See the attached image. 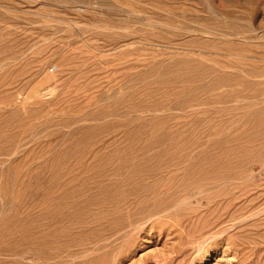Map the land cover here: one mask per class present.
<instances>
[{
  "label": "rangeland",
  "instance_id": "1",
  "mask_svg": "<svg viewBox=\"0 0 264 264\" xmlns=\"http://www.w3.org/2000/svg\"><path fill=\"white\" fill-rule=\"evenodd\" d=\"M0 248L264 264V0H0Z\"/></svg>",
  "mask_w": 264,
  "mask_h": 264
},
{
  "label": "bare ground",
  "instance_id": "2",
  "mask_svg": "<svg viewBox=\"0 0 264 264\" xmlns=\"http://www.w3.org/2000/svg\"><path fill=\"white\" fill-rule=\"evenodd\" d=\"M173 166H174V165H173ZM175 166H176V165H175ZM158 171H159V170H158ZM163 171H164V170H163ZM172 171H176V169H175V170H172ZM177 171H178V169H177ZM177 171H176V172H177ZM160 172H161V171H160ZM165 172H169V171L166 170ZM195 172H196V171H195ZM157 173H158V172H157ZM173 173H174V172H173ZM173 173H172V174H173ZM209 173H210V172H209ZM152 174H153V173H152ZM166 174H167V173H166ZM178 174H180V172L177 173V174L174 173V175H178ZM174 175H171V178H172ZM192 175H195V174H192ZM159 177H160V180H161V178H163L162 182L164 181V179H166V178L161 177V176H159ZM176 177H177V176H176ZM176 177H174V178H176ZM196 178H197V177H196ZM214 178H215V177H214ZM229 178H231V177H229ZM187 179H188V178H187ZM231 179H232V178H231ZM160 180L158 181L159 183H160ZM166 180H167V179H166ZM189 180H190V179H189ZM154 182L158 183L157 180L154 181ZM168 182L170 183L169 180H168ZM195 182H196V181H195ZM212 182H214V181H212ZM152 183H153V182H152ZM164 183H165V182H164ZM164 183H163V187H164V185H165ZM173 183H174V182H173ZM185 183H186V182H185ZM183 184H184V183H183ZM209 184H210V182H209ZM154 185H156V184L154 183ZM157 185H158V184H157ZM157 185H156V186H157ZM213 186H214V185H213ZM215 186H216V185H215ZM167 187H168V186H167ZM172 187H173V185H172ZM182 188H183V187H182ZM146 189H147V193H148V192H149L148 190H150L151 188L148 189V188L146 187ZM146 189H145V191H146ZM136 190H137V189H136ZM136 190H134V191L136 192V194H137V191H139V190H141V192L144 191V190H142V189H139V190H137V191H136ZM151 190H152V189H151ZM151 190H150V191H151ZM169 190H172V191H171L172 193L175 192V190L173 191V188L170 189V187H169ZM176 190H177V189H176ZM134 191H133V192H134ZM153 191H154V190L151 191V194L155 192V191H154V192H153ZM228 191H229V190H228ZM228 191H227V192H228ZM164 192H165V191H164ZM208 192H209V191H208ZM208 192H207V194H208ZM210 192H211V191H210ZM223 192L225 193V191H223ZM139 193H140V191H139ZM143 193H144V192H143ZM160 193H161V192H160ZM166 193H167V192H166ZM177 193H178V191H177ZM215 193H216V192H215ZM163 194H164V193H163ZM168 194H170V192H169ZM173 194H175V193H173ZM173 194H172V195H173ZM204 194H205V193H204ZM212 194H213V193H212ZM226 194H227V193H226ZM128 195H131V193H130V194H127L126 197H127ZM138 195H142V193H140V194H138ZM144 195H145V194H144ZM155 195H156V193H155ZM166 195H167V194H166ZM178 195H179V194H178ZM181 195H183V194H181ZM131 196H132V195H131ZM146 196H149V197H150V193H148ZM151 196H153V199H156V198H154V194L151 195ZM128 197H129V196H128ZM128 197H127V198H128ZM135 197H136V195H135ZM135 197H134V199H135ZM140 197H141V196H140ZM142 197H143V195H142ZM149 197H148V198H149ZM167 197H168V196H167ZM173 197H174V196L169 197V199L171 200ZM175 197H176V196H175ZM175 197H174V198H175ZM181 197H182V196H181ZM205 197H206V196H205ZM209 197H210V196H209ZM228 197H229V196H228ZM131 198L133 199V197H131ZM138 198H139V197H137L136 200H138ZM143 198H144V197H143ZM145 198H146V197H145ZM150 198H151V197H150ZM157 198H158V197H157ZM164 198H165V197H164ZM174 198H173L172 200L175 202ZM178 198H179V197H178ZM183 198H184V196H183ZM230 198H231V197H230ZM134 199L132 200V203H133ZM139 199H140V198H139ZM162 199H163V197H162ZM167 199H168V198H167ZM208 199H209V198H208ZM224 199H225V198H224ZM224 199H223V200H224ZM126 200H127V202H130V201H128V199H126ZM129 200H130V199H129ZM145 200H146V199H144V203H145ZM149 200H150V199H149ZM151 200H152V199H151ZM170 200H169V201H170ZM183 200H184V199H183ZM221 200H222V199H221ZM221 200H220V201H221ZM223 200H222V201H223ZM229 200H231V199H229ZM141 201H142V200H141ZM147 201H148V200H147ZM159 201H162V202H163V200H160V199H159ZM213 201H214V200H213ZM123 202H125V201H123ZM134 202H135V201H134ZM136 202H137V201H136ZM152 202H153V201H152ZM155 202H156V201H155ZM171 202H172V201H170V203H169V202H166V203H163V204L159 205V206L157 207V209H156V210H157L156 212L164 211V210H168V211H169V209H170L169 207H170V205H172ZM201 202H202V201H201ZM229 202H230V201H229ZM153 203H154V202H153ZM175 203H176V202H175ZM216 203H217V202H216ZM225 203H226V202H225ZM231 203H232V201H231ZM139 204H140V202H139ZM139 204H137V203L132 204V207H133V205H134V206H135V205L138 206ZM149 204H150V202H149L147 205H149ZM155 204H157V203H155ZM176 204H177V203H176ZM218 204H219V203H217V205H218ZM141 205H142V202H141L140 206H141ZM217 205H216V206H217ZM227 205H228V204H227ZM227 205L225 204L224 206H227ZM232 205H233V204H232ZM142 206H146V204H145V205H142ZM173 206H174V205H173ZM221 206H223V205H221ZM119 207H120V206H119ZM119 207H118V208H119ZM217 207H218V206H217ZM217 207H216V209H217ZM150 208H151V207H150ZM214 208H215V207H214ZM222 208H225V207L218 208V211H222V213H223V210H225L227 207H226L225 209L221 210ZM228 208H229V206H228ZM230 208H231V207H230ZM122 209H123V208H119L118 211H122ZM154 209H155V208H154ZM172 209H173V207H172ZM216 209H215L216 212H214V210L212 209V210H213L212 213H214V214H215V213H216V214L219 213V212H217ZM219 209H220V210H219ZM233 209H234V208H233ZM135 210H136V208H135ZM123 211H124V210H123ZM142 211H143V210H142ZM151 211H152V209H150V212H151ZM126 212H127V211H126ZM126 212H125V213H126ZM150 212H149V213H150ZM169 212H171V210H170ZM142 213H143V212H142ZM149 213H148V214H149ZM151 213H153V212H151ZM154 213H155V212H154ZM154 213H153V214H154ZM160 213H161V212H160ZM220 213H221V212H220ZM225 213H227V214L229 215L230 212L228 213L227 210H226V212L223 213L224 216L226 215ZM126 214H127V213H126ZM126 214H125V215H126ZM153 214H152L151 216H153ZM155 214H157V213H155ZM179 214H180V213H179ZM230 214H231V213H230ZM144 215H145V213H144ZM159 215H160V214H159ZM159 215H158V216H159ZM162 215H163V214H162ZM147 216H149V215H147ZM163 216H165V215H163ZM177 216H178V214H177ZM219 216H220V215H219ZM221 216H222V215H221ZM229 216L232 217V214L229 215ZM229 216H228V217H229ZM129 217H130V216H129ZM161 217H162V216H161ZM233 217H234V216H233ZM130 218H131V217H130ZM132 218H133V217H132ZM142 218H143V217H142ZM151 218H152V217H151ZM234 218H235V217H234ZM126 219H127V218H126ZM181 219H182V218H181ZM130 220H131V219H130ZM134 220H135V218H134ZM175 220H176V218H175ZM121 221H122V220H121ZM125 221H126V220H125ZM125 221H123V222H124L125 225H126V222H125ZM128 221H129V220H128ZM141 221H143V220H141ZM129 222H131V221H129ZM129 222H128V223H129ZM133 222H134V221H133ZM133 222H131V223H133ZM137 222H139V221H137ZM137 222H136V223H137ZM145 222H146V221H145ZM175 222H176V221H175ZM128 223H127V224H128ZM219 223H220V222H219ZM122 224H123V223H121L120 225H122ZM177 224H178V223H177ZM120 225L118 224L117 226H120ZM128 225H129V224H128ZM130 225H131V224H130ZM132 225H133V224H132ZM180 225H181V224H180ZM115 226H116V224H115ZM115 226H114V228H115ZM123 226H124V225H123ZM121 227H122V226H121ZM121 227H119V228H120V229H123V227H122V228H121ZM112 228H113V227H111V229H112ZM126 229H127V228H126ZM112 230H113V229H112ZM114 230H115V229H114ZM115 231H116V230H115ZM115 231H114V233H116ZM120 231H123V230H120ZM124 231H125V230H124ZM124 231L122 232V234L124 233ZM107 232H108V231H107ZM105 234H106V233H105ZM107 234H109V232H108ZM111 234H113V232H111ZM118 234H119V235H118V236H119L118 238H120V237H121L120 235H122L121 232L118 233ZM116 235H117V234H116ZM114 236H115V235H114ZM114 236H113V237H114ZM115 238H116V240H117V236H115ZM121 238H122V237H121ZM9 239H10V238H9ZM105 239H106V238H105ZM102 240H104V238H103ZM7 245H9V243H8ZM10 245H11V244H10ZM1 248H5V247H1ZM1 248H0V249H1ZM7 249H8V248H7ZM9 249H10V247H9ZM3 250H4V249H3ZM8 251H9V250H8ZM0 253H1V251H0ZM3 253H4V252H3ZM17 257H18V256H17ZM20 258H21V257H20ZM24 259H25V258H24ZM48 259H49V258H48Z\"/></svg>",
  "mask_w": 264,
  "mask_h": 264
}]
</instances>
